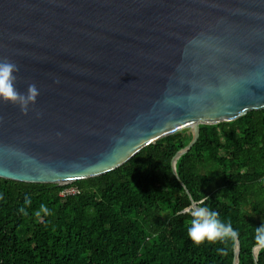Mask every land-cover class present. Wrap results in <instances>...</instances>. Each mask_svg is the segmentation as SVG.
<instances>
[{
	"label": "water",
	"instance_id": "95a60500",
	"mask_svg": "<svg viewBox=\"0 0 264 264\" xmlns=\"http://www.w3.org/2000/svg\"><path fill=\"white\" fill-rule=\"evenodd\" d=\"M3 59L39 95L0 102V178L69 185L188 129L181 181L200 125L264 109V0H0Z\"/></svg>",
	"mask_w": 264,
	"mask_h": 264
},
{
	"label": "trees",
	"instance_id": "16d2710c",
	"mask_svg": "<svg viewBox=\"0 0 264 264\" xmlns=\"http://www.w3.org/2000/svg\"><path fill=\"white\" fill-rule=\"evenodd\" d=\"M191 140L188 129L177 131L113 171L65 186L0 178V264H233L230 242L196 246L188 239L191 218L182 210L190 201L181 181L239 231V264H256L253 236L264 223V109L200 125L198 141L177 161L180 181L172 161ZM70 187L77 192L62 195ZM41 204L50 215L36 216ZM222 247L228 255L218 253Z\"/></svg>",
	"mask_w": 264,
	"mask_h": 264
},
{
	"label": "clouds",
	"instance_id": "9594fccd",
	"mask_svg": "<svg viewBox=\"0 0 264 264\" xmlns=\"http://www.w3.org/2000/svg\"><path fill=\"white\" fill-rule=\"evenodd\" d=\"M18 71L15 63L7 59L0 60V102L18 105L22 113H27L29 106L35 104L39 90L35 84H29L27 94L20 93L15 86L17 79L15 73ZM184 191L188 193L187 199L190 201V204L182 210V214H187L191 218L187 228L188 239L196 246L216 242L227 245L230 242L235 247L240 233L233 228L231 221H222L216 210L205 205L204 199H195L186 187ZM24 203L25 206H29L31 201L25 199ZM25 206L20 207L18 211L26 214ZM41 213L46 216L51 214L44 204L40 205L36 216L39 217ZM253 241L251 251L255 257L264 252V223L255 228ZM217 251L220 255H228L226 247L219 248Z\"/></svg>",
	"mask_w": 264,
	"mask_h": 264
},
{
	"label": "built area",
	"instance_id": "2783aa9c",
	"mask_svg": "<svg viewBox=\"0 0 264 264\" xmlns=\"http://www.w3.org/2000/svg\"><path fill=\"white\" fill-rule=\"evenodd\" d=\"M76 192H77L76 189H74V191H68V189H67V190H65V192L62 193V195H65V194H74Z\"/></svg>",
	"mask_w": 264,
	"mask_h": 264
},
{
	"label": "rangeland",
	"instance_id": "374dc122",
	"mask_svg": "<svg viewBox=\"0 0 264 264\" xmlns=\"http://www.w3.org/2000/svg\"><path fill=\"white\" fill-rule=\"evenodd\" d=\"M74 189H76V188L75 187H70V188H68V191H74Z\"/></svg>",
	"mask_w": 264,
	"mask_h": 264
}]
</instances>
